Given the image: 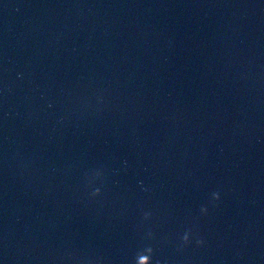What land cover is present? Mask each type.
Wrapping results in <instances>:
<instances>
[{"label": "water", "instance_id": "95a60500", "mask_svg": "<svg viewBox=\"0 0 264 264\" xmlns=\"http://www.w3.org/2000/svg\"><path fill=\"white\" fill-rule=\"evenodd\" d=\"M0 264H264V0H0Z\"/></svg>", "mask_w": 264, "mask_h": 264}]
</instances>
